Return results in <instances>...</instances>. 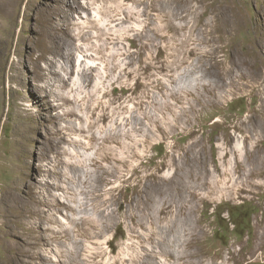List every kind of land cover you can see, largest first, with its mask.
<instances>
[{"label": "rangeland", "instance_id": "1", "mask_svg": "<svg viewBox=\"0 0 264 264\" xmlns=\"http://www.w3.org/2000/svg\"><path fill=\"white\" fill-rule=\"evenodd\" d=\"M0 264H264V0H0Z\"/></svg>", "mask_w": 264, "mask_h": 264}, {"label": "bare ground", "instance_id": "2", "mask_svg": "<svg viewBox=\"0 0 264 264\" xmlns=\"http://www.w3.org/2000/svg\"><path fill=\"white\" fill-rule=\"evenodd\" d=\"M46 184H48V182H46L44 185H46ZM53 184V183H52ZM17 204V203H16ZM23 207V206H22ZM29 207V206H28ZM27 207V208H28ZM34 207V206H33ZM32 207V208H33ZM16 208V207H15ZM26 209V208H25ZM29 210V209H28ZM32 210V209H31ZM35 210H37V209H35ZM40 212V211H39ZM17 213H18V215H20V214H22L23 213V210H20V208H19V210L17 211ZM40 214V213H39ZM31 217V216H30ZM29 218V217H28ZM27 218V219H28ZM32 218V217H31ZM21 220V219H20ZM25 220V219H24ZM41 220V219H40ZM23 222H26V221H23ZM27 223V225H28V222H26ZM34 223V222H33ZM16 224V223H15ZM24 224V223H23ZM35 224V223H34ZM42 224V223H41ZM26 225V224H25ZM26 225V226H27ZM44 225V224H43ZM18 226V225H17ZM29 226H30V224H29ZM33 226V225H32ZM36 226V225H35ZM38 227H40V226H38ZM42 227V226H41ZM21 228V227H20ZM29 228V227H28ZM44 228V227H43ZM33 230V229H32ZM32 230H30V231H32ZM37 230V229H36ZM28 231V230H27ZM15 237V236H14ZM26 237V236H25ZM36 237V236H35ZM29 239V238H28ZM37 239H38V237H37ZM26 240V239H25ZM35 240V239H34ZM18 241V240H17ZM23 242H25V241H23ZM32 241H30V243H31ZM35 242H37L36 240H35ZM27 243H29V242H27ZM31 244H34V243H31ZM24 245V244H23ZM25 246H27V245H25ZM33 246V245H32ZM29 247V246H28ZM35 247V246H34ZM31 248H33V247H31ZM30 248V249H31ZM17 249V248H16ZM50 249V248H49ZM51 250V253H52V256H53V251L55 252V249H50ZM18 251H19V249H18ZM47 251H49V250H47ZM50 252V251H49ZM60 252V251H59ZM17 253V252H16ZM23 253H25V252H23ZM56 253V252H55ZM27 254V253H26ZM25 255V254H24ZM41 255L45 258L46 257V255L44 254H42L41 253ZM58 255V254H57ZM65 255V254H64ZM27 256H29V255H27ZM30 257V256H29ZM47 257H49V256H47ZM55 258H57V256L55 255L54 256ZM53 257V258H54ZM59 257V256H58ZM18 259V258H17ZM26 259V258H25ZM49 259V258H48ZM57 261V260H56ZM51 262V261H50ZM66 262V261H65ZM52 263V262H51Z\"/></svg>", "mask_w": 264, "mask_h": 264}]
</instances>
